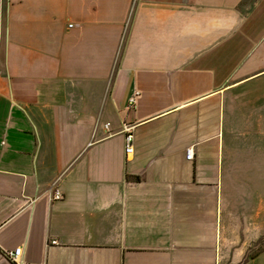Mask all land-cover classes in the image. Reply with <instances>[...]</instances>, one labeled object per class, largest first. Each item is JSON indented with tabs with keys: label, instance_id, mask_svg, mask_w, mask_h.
Listing matches in <instances>:
<instances>
[{
	"label": "crops",
	"instance_id": "crops-1",
	"mask_svg": "<svg viewBox=\"0 0 264 264\" xmlns=\"http://www.w3.org/2000/svg\"><path fill=\"white\" fill-rule=\"evenodd\" d=\"M246 1L0 0V264H264Z\"/></svg>",
	"mask_w": 264,
	"mask_h": 264
},
{
	"label": "built area",
	"instance_id": "built-area-1",
	"mask_svg": "<svg viewBox=\"0 0 264 264\" xmlns=\"http://www.w3.org/2000/svg\"><path fill=\"white\" fill-rule=\"evenodd\" d=\"M71 27H72V25H69V28H71ZM137 97H138V93H136L135 95H133L129 99L128 109L134 108V106L137 103ZM105 127L109 128L110 124L107 123L105 125ZM123 131H124V135H125L124 142H125L126 155L133 154L134 153L133 127H131L130 125H123ZM193 156H194L193 150L188 148L187 149V155H186V158L188 159V161L192 160ZM52 187H53L52 199L57 200V201L63 200V194L57 189V187H55V186H52ZM53 243L56 245V242H53ZM21 253H22V247L15 248L13 251L7 253V258L13 264H23L21 261Z\"/></svg>",
	"mask_w": 264,
	"mask_h": 264
},
{
	"label": "rangeland",
	"instance_id": "rangeland-1",
	"mask_svg": "<svg viewBox=\"0 0 264 264\" xmlns=\"http://www.w3.org/2000/svg\"><path fill=\"white\" fill-rule=\"evenodd\" d=\"M256 0H247L246 5H250L254 3ZM261 179V176L259 177V180ZM262 179L264 181V176H262ZM263 205H264V190H263ZM264 206L262 207V223H261V239H260V251L262 250V247L264 246L263 244L261 245V242H264Z\"/></svg>",
	"mask_w": 264,
	"mask_h": 264
}]
</instances>
